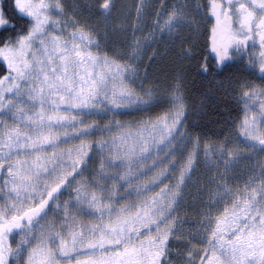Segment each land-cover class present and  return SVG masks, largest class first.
Returning a JSON list of instances; mask_svg holds the SVG:
<instances>
[{"label":"snow or ice","instance_id":"snow-or-ice-1","mask_svg":"<svg viewBox=\"0 0 264 264\" xmlns=\"http://www.w3.org/2000/svg\"><path fill=\"white\" fill-rule=\"evenodd\" d=\"M0 264H264V0H0Z\"/></svg>","mask_w":264,"mask_h":264},{"label":"trees","instance_id":"trees-1","mask_svg":"<svg viewBox=\"0 0 264 264\" xmlns=\"http://www.w3.org/2000/svg\"><path fill=\"white\" fill-rule=\"evenodd\" d=\"M3 62L2 61H0V64H2Z\"/></svg>","mask_w":264,"mask_h":264}]
</instances>
